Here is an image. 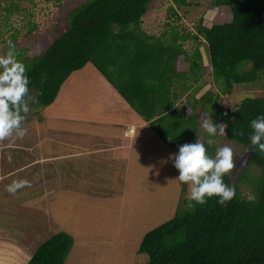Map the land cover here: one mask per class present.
Wrapping results in <instances>:
<instances>
[{"label": "trees", "instance_id": "trees-1", "mask_svg": "<svg viewBox=\"0 0 264 264\" xmlns=\"http://www.w3.org/2000/svg\"><path fill=\"white\" fill-rule=\"evenodd\" d=\"M152 1L85 0L68 11L65 30L42 54L30 59L17 56L26 67L35 103L50 105L63 82L90 63L161 141L172 145L173 130L194 127L199 117L197 113L185 117L177 110L172 86L186 81L185 74H196L194 82L200 77L201 41L207 47L209 73L222 93L230 94L237 85L261 76L264 0H213L214 7H228L226 21L205 26L200 20L196 33L186 35L170 27V41L140 27ZM172 1L178 6L191 4ZM172 14H176L173 9ZM189 39L195 43L191 53L181 44ZM180 56L188 64L187 72L177 69ZM192 100V107L200 113L228 125L227 140L250 148L247 167L234 183L228 174L223 177L224 183L235 189L234 198L225 206L213 197L203 205L177 211L143 236L138 252L146 254L147 264H264V154L255 151L249 139L251 121L264 115V96H246L231 109H224L219 95L210 90ZM175 114L177 117L169 119ZM233 130L243 135H233ZM250 166L257 170L252 198L242 194L239 186L241 180L250 179ZM72 245L69 234L56 232L39 244L26 264H64Z\"/></svg>", "mask_w": 264, "mask_h": 264}, {"label": "rangeland", "instance_id": "rangeland-1", "mask_svg": "<svg viewBox=\"0 0 264 264\" xmlns=\"http://www.w3.org/2000/svg\"><path fill=\"white\" fill-rule=\"evenodd\" d=\"M84 1L0 0V55L6 54L5 49L8 48L7 41L9 40L16 45L18 57L20 58L30 59L32 56L42 54L51 42L65 30L68 11L79 6ZM186 1L191 4L178 6L172 0H153L148 6L147 13L142 17L141 29L149 35L170 41V27H174L180 35L195 34L196 25L200 20L202 25L210 26L212 23H220L228 19V7H214L212 5L213 0ZM170 7H172L171 10ZM9 8L11 9L10 12ZM172 9L175 11V15L172 14ZM163 32H167L166 35H163ZM192 42L193 40L189 39L180 43L188 53H191L195 46V43ZM198 47L203 58L202 69L198 70V73H201L200 77L194 82L191 80L197 77L196 74L189 73L187 74L188 76L185 74L183 79L186 78V81H176L172 86V89L177 94L175 99V107L178 106L177 110L181 111L185 117L194 113L199 114V117L195 119L196 126H180L173 130L172 139L174 141L172 145L163 144L155 132L147 133L149 131L148 126H145L147 130H143V126H136L135 138L146 136L149 148L140 149L142 145H145L144 143L142 144L141 138V146H137L136 140L135 146L129 149H120L119 152L104 149L101 153L96 154L100 159H96L94 162L96 167H99L101 163H109L114 166L116 162L124 160L125 156L135 157L132 160V169L130 168L129 171L127 170L128 172L126 171L130 178L120 179L118 186L112 182L107 188L110 192H106L100 186H96V184L76 185L75 187L67 186L66 189L61 187V190L52 194L55 199L51 201L49 206L52 209L49 210L46 209L48 197L43 196L44 192L41 189L43 187L47 189L48 187L51 188L50 186H57V184H54L56 182L55 179L48 178L46 180L45 178L44 183L34 180L36 187L41 188L39 189L40 195L37 197L36 206L32 207V209H28L23 204L26 210L16 199L14 200L19 190L15 195L6 191L7 185L14 180L23 179L25 175L21 174L17 179L6 177L0 183V192L3 194L2 200L0 199V208H2L0 211V236L5 234L11 240L15 238L18 246H23L19 247L29 252L31 256L45 239L56 232L63 231L73 238V245L64 264H147L146 254L138 252L143 236L152 228L174 217L177 211L187 208L188 201L184 202L185 196L187 197L189 193L188 185L173 180L178 177L179 172L174 167V161L170 159L171 154L178 153L179 146L185 143H194L198 134L204 138L205 147L210 156L214 157L216 150L220 147H230L233 150L235 167L228 175L234 183L240 172L247 167L250 148L219 135L214 138L217 142L212 146H208L206 143L207 133L201 127L202 119L206 116L208 117V115L200 113L197 107L193 108L192 99L193 97L198 98L205 91L210 90L214 94L219 95V102L224 109H231L246 96H264V70L261 71V76L256 81L237 85L230 94L222 93L218 86L214 84L209 73L211 69L209 63H207L206 44L201 41ZM181 57L178 58L177 69L178 71L187 72L188 64ZM85 66L86 69L89 67L94 68L90 63ZM86 69L84 71H87ZM78 71L80 70L74 71L63 82L50 108L51 111L59 112L56 105L66 98L69 108L73 109V111H70V116L78 114L79 120L74 116V120L72 119L71 121L45 118L42 126H36V129L40 131V135L33 138V140L45 139V143L37 150L38 153H45L47 156V153L50 152L48 148L56 138L52 129H59V127L68 124L76 126V129L79 128L80 130V135L75 134L71 137L76 139L80 137L86 142L87 140H93L94 135L107 137L110 133L111 138H115L113 129L118 132L120 128L117 119L128 120V116L132 113L131 111H134L120 96L113 99L114 94L112 91H116L111 87L109 93H105L107 99L113 100L112 103H109L111 110L108 109L105 112L106 114H113L112 118L114 120L107 122L111 123V125L98 124L96 127L87 123V114L93 109V112H90L91 117H93L96 110L94 108L101 105L99 99H93L97 97V91L100 90L101 85L98 84L102 82L106 86V83H104L105 79H102L103 76L98 71L97 75L99 77H94L96 79L90 81L84 76V73L88 72ZM97 78L102 79V81L97 80ZM183 84L186 85L183 86ZM30 95L33 97L30 104L31 110L24 122V127L28 129L27 135L23 139H15L14 142L4 141V143H1L4 146H10L14 152L15 149H19L17 147L22 149L23 143H26L27 146L31 144L30 125L33 126L35 124L34 120L38 116H45V112H47L41 109L43 106L38 105L37 102L35 103L33 92ZM90 100L95 101L91 102ZM39 106L41 107L38 108ZM61 114H64L63 110H61ZM49 115L51 116V114ZM168 117L172 119L177 117V115H169ZM211 120L214 124H221L213 119ZM97 128L99 129L97 130ZM184 128H187V130H184ZM55 132L59 133L58 130ZM63 136L67 135L64 134ZM105 139L109 138H104L103 140ZM127 141L128 139H126V143ZM87 148H92V146L87 144ZM1 151L4 153L5 150ZM10 152L8 149L7 155H5L6 158H9ZM16 155L18 154L16 153ZM25 157H27L26 154L21 155V160ZM165 160L167 163H164ZM5 161L3 160L2 166L0 164V172H3V165L6 166L8 163L9 166V160ZM63 164H65V168H63ZM68 164V162L63 161L62 166L54 170L55 177L60 181H67V183L73 177L72 171L69 173L67 171L66 165ZM48 168L49 166H45L43 170L39 171V175L45 177ZM133 169H135L134 175H132ZM100 171L108 175L124 173L118 170L117 165L113 168L103 165ZM100 171L98 170L99 173ZM95 173V169H90L89 171L86 170L85 175L90 178L91 174ZM256 173L257 170L250 166L248 174L251 181L241 180L239 183L241 193L250 198L253 197L251 190L253 187L252 180H254ZM85 181L91 182L89 179H85ZM108 183L110 181L106 182V184ZM87 186L89 187L86 188ZM121 192L123 193L122 196L119 195ZM25 196H23V199L26 198ZM49 212L52 217L48 214ZM12 246L14 247L11 243L5 244L0 241V264H18L17 261H20L19 264L25 263L28 256H20L19 259L14 258L11 254L13 253ZM9 254L11 255L9 256ZM23 254L21 252L20 255Z\"/></svg>", "mask_w": 264, "mask_h": 264}, {"label": "crops", "instance_id": "crops-1", "mask_svg": "<svg viewBox=\"0 0 264 264\" xmlns=\"http://www.w3.org/2000/svg\"><path fill=\"white\" fill-rule=\"evenodd\" d=\"M85 69H86V66H84L78 72H83ZM86 70L87 71H84V72H88V73H84V76H86L88 78L87 79L88 81H90L92 79H96L94 77H99L97 75L96 69L89 67ZM102 79H105V78L103 77ZM102 79L97 78V80H99V81L100 80L102 81ZM104 83H106V86L102 82H100V84H98V85H101L100 86L101 91L100 90L97 91V97L93 98V99H99L101 101L100 107L96 106V108H94L96 110H95L93 117H91V115H90V112L91 111L93 112V109L89 112V114H87L88 119L86 120V122L89 124H92V126H96V127L98 124L99 125H103V124L104 125L105 124L111 125V123H107V122H111L114 120L112 118L113 114H106L105 113L108 109L111 110L109 103H112L113 100L107 99L106 94L109 93L112 86L106 80H104ZM184 85H186V84H184ZM104 86H105V88H104ZM59 91H60V89H59ZM112 92L114 94L113 99L115 97L120 96L117 91L116 92L112 91ZM98 93H99V95H98ZM68 96H70V95H68ZM90 101L93 102L95 100H90ZM125 103H126V101H125ZM50 105H47L46 107L43 106L41 109H44L47 111V112H45L46 115L45 116L41 115L40 117L38 116V118H36L34 120L35 124L33 126L30 125L29 134L32 135L31 144H29L27 146L26 143H23L22 149L20 147H17L19 149H17V150L15 149V152H14L13 149L10 148V146H7V145L4 146V144L2 145L0 143V164H1V166H2L3 160H6L5 162H7L9 160V158L5 157V155H7L8 149L11 151L10 156L13 155V156H11V160L8 161L9 166H8V163L6 166L3 165V167H4L3 172H0V183L6 177L17 179V177L21 174H24L25 176L23 177V179L21 178L19 180H27L30 183L29 187H24V188L19 190V193L15 195L14 200L16 199L17 202L19 204H21L22 207L25 206V207H28V209H32V207L36 206V204H37V200H38L37 197L40 195L39 189H41V188L36 187V184H34L35 181L39 180V182L44 183L45 178H46V180L48 178L49 179H55L56 182L54 184L55 185L57 184V186H50L51 188L48 187L47 189L45 187H43V189H41L44 192L43 196L48 197V205H47L46 209L49 210V209H52L49 206L51 201L55 199V196L54 195L52 196V194L61 190V187H65V189H66L67 186H74L75 187L76 185L80 186V185H91V184L95 185L96 184V186H98V187L100 186V188H103L106 192H110V191H108L107 188L112 184V182H113V184H117V186H118L120 179L130 178L129 177L130 175H128V173H126V171L127 170L129 171L130 168L132 169V166H133L132 160L135 157L125 156L124 160H122L121 162H116L114 164V166L117 165V168L119 171L124 172V173H114L112 175H108V174L102 173L100 171V169L103 167V165L107 166V167H112V168L114 166H112L109 163H101L99 165V167H96L94 162L96 159H100L96 154L101 153L104 149H110V151H113V152L114 151L119 152L120 149H122V150H124L126 148L129 149L130 147L135 146L134 143L136 142V140H137V146H141V141H140L141 138H142V144L144 143L145 145H142V148H140V149L145 150V148H149V146H147L148 143L146 141V136L138 137V139L135 138L136 126H138V127L143 126V130H147L145 128V126H148L149 131H147V133L154 132L150 128V126L147 124V122H145L136 112L129 110L132 113L128 116V120L117 119V121L119 122L118 126L120 128H119L118 132L115 129H113L115 131V134H114L115 138H111L112 136L110 135V133L107 135V137L106 136L97 137L96 135L93 134L94 139L90 140V141L87 140V142L84 139H80V137L77 139L71 137L72 135H75V134L80 135V130H79V128L76 129V126L68 124V125L59 127V129L53 128L52 130H53V133L56 135V138L54 141L51 142L50 147L48 148V150L50 152H48L47 153L48 155L46 156L45 153H38L37 152L39 147L43 143H45V139L40 138L38 140H33V138L35 136L37 137L40 135V131L36 129V126L37 127L42 126L43 122L45 121V118H49L51 120H57V119L64 120L65 119V120H70V121L72 119L74 120V117H76L78 119V114H74V115L70 116V111H73V109L69 108V104L67 103L66 98L63 101H61L60 104L56 105L57 108L59 109V112L55 111V110L51 111ZM38 110H40V109H38ZM61 110H63L64 114H61ZM50 111H51V113H50ZM78 112H80V110H78ZM103 113H105V114H103ZM49 114H51V116ZM130 128L134 129L133 133H129ZM98 129L99 128H97V130ZM56 130H58L59 133H56L55 132ZM64 134H66L67 136H63ZM109 135H110V137H109ZM104 138H109V139L103 140ZM126 139H128L127 143H126ZM87 144H90L92 146V148H87ZM163 144H164V142H163ZM137 149H139V148H137ZM1 150H5L4 153ZM16 153L18 155H16ZM23 154H26L27 157H25L24 159L21 160V155H23ZM143 157L145 158V156H143ZM63 161L66 163L67 162L69 163L68 165H66L67 171H68V173L70 171H72V174H73V177L70 180H68L69 183H67V181L66 182L60 181L59 179H57L55 177L54 170H57V168H60L62 166ZM45 166H49V168L47 169V172H46L47 175L44 177V176L39 175V171L43 170L45 168ZM50 168H51V170H49ZM63 168H65V164H63ZM90 169H95L96 173L91 174L90 178H87L85 173H86V170L89 171ZM98 170L100 171V173L98 172ZM0 171H1V168H0ZM134 173H135V169H133L132 175H134ZM85 179H89L92 183L86 182ZM107 181H110V183L106 184ZM88 187L89 186H87L86 188H88ZM55 188H57V189H55ZM30 190H31V192L29 193ZM119 195L122 196L123 193L121 192ZM2 196H3V194L0 192V199L1 200H2ZM8 196H10V194H8ZM23 196H25L26 198L23 199ZM23 204H25V205L23 206ZM1 210H2V208H0V211ZM4 211H6V209H4ZM48 214H50V217H52L50 212ZM15 240H16L15 238H13V240H11V238L5 234L0 236L1 242H4L5 244L11 243V245H14V247L12 246V248H11L13 253L10 252L14 258L19 259L20 256L21 257L22 256L23 257L28 256V258H26L25 263H24V264H26L28 259L30 258L29 252L22 250L19 247L21 245L18 246L17 241L15 242ZM21 247H23V246H21ZM16 252H19V253H16ZM21 252H23L24 254L20 255ZM11 254H9V256ZM17 263L19 264L20 261H17Z\"/></svg>", "mask_w": 264, "mask_h": 264}, {"label": "clouds", "instance_id": "clouds-1", "mask_svg": "<svg viewBox=\"0 0 264 264\" xmlns=\"http://www.w3.org/2000/svg\"><path fill=\"white\" fill-rule=\"evenodd\" d=\"M8 51L0 55V143L23 139L28 132L24 127L33 97L30 95L29 78L25 65L17 59L16 45L7 41ZM205 63V61H204ZM208 63V62H207ZM201 74V73H200ZM178 107V106H176ZM201 127L207 133L206 143L214 145L217 135L226 136V123L214 124L207 116L202 119ZM252 132L249 136L254 150L264 154V115L250 123ZM233 135H243V132L233 130ZM169 139H171L169 137ZM174 167L179 175L173 180L188 185L186 207L194 208L203 205L208 199L218 197V203L225 206L235 196V189L224 183L223 177L230 174L235 167L233 150L228 146L216 150L215 156H210L205 147L204 138L197 134L194 143L179 146L178 153L171 154ZM11 160V156H9ZM164 163H167L165 160ZM27 180H14L6 186V191L15 195L18 190L29 187Z\"/></svg>", "mask_w": 264, "mask_h": 264}, {"label": "built area", "instance_id": "built-area-1", "mask_svg": "<svg viewBox=\"0 0 264 264\" xmlns=\"http://www.w3.org/2000/svg\"><path fill=\"white\" fill-rule=\"evenodd\" d=\"M134 129L133 128H130L129 129V133H133Z\"/></svg>", "mask_w": 264, "mask_h": 264}, {"label": "water", "instance_id": "water-1", "mask_svg": "<svg viewBox=\"0 0 264 264\" xmlns=\"http://www.w3.org/2000/svg\"><path fill=\"white\" fill-rule=\"evenodd\" d=\"M250 153V152H249ZM248 157H249V154H248Z\"/></svg>", "mask_w": 264, "mask_h": 264}]
</instances>
